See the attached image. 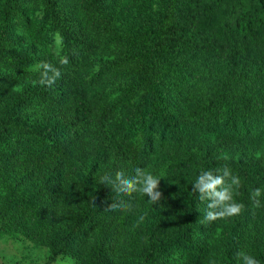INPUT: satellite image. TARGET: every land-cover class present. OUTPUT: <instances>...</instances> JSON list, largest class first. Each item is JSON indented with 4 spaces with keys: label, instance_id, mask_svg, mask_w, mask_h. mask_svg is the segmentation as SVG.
Here are the masks:
<instances>
[{
    "label": "trees",
    "instance_id": "trees-1",
    "mask_svg": "<svg viewBox=\"0 0 264 264\" xmlns=\"http://www.w3.org/2000/svg\"><path fill=\"white\" fill-rule=\"evenodd\" d=\"M191 1L117 55L129 44L115 30L121 0H0L1 234L73 264H238L240 251L264 264V207L250 200L264 189V0ZM29 41L57 42V55L28 53ZM39 63L60 68L53 86L12 88ZM225 164L244 209L205 222L192 184ZM137 167L161 178V201L133 194L131 211L106 210L121 197L100 177Z\"/></svg>",
    "mask_w": 264,
    "mask_h": 264
},
{
    "label": "clouds",
    "instance_id": "clouds-1",
    "mask_svg": "<svg viewBox=\"0 0 264 264\" xmlns=\"http://www.w3.org/2000/svg\"><path fill=\"white\" fill-rule=\"evenodd\" d=\"M67 63V57H63L59 61L61 67ZM30 70L39 73V79L33 83L48 87L53 86L61 76L60 68L49 63H39L32 66ZM223 159L227 160L229 157L224 155ZM160 180L161 178L142 167H137L135 174L131 176L126 175L123 171H116L114 174L105 173L100 177V184L110 188L112 192L121 197L118 200H113L105 209L131 211L133 194L146 196L151 204L157 205L163 195L158 190ZM240 186L239 176L235 175L227 164L214 171L201 170L192 184V192L198 194L200 201H207L204 221L212 222L241 214L244 205L236 200ZM250 200L253 208L264 207V189H253ZM143 219V216L139 217L140 221ZM237 259L238 264H259L258 260L246 251L238 252Z\"/></svg>",
    "mask_w": 264,
    "mask_h": 264
},
{
    "label": "rangeland",
    "instance_id": "rangeland-1",
    "mask_svg": "<svg viewBox=\"0 0 264 264\" xmlns=\"http://www.w3.org/2000/svg\"><path fill=\"white\" fill-rule=\"evenodd\" d=\"M252 0H229L234 2L235 6L248 5ZM180 6V9H186L192 5L191 0H121L118 14L116 17L115 30L117 32H125L128 38V43L123 46L115 45V48L120 51L117 55H121L124 50H134V39L139 38L142 34L147 32L148 39H154V34H158L159 27H155L156 21L164 18L171 12L173 5ZM230 7V5H228ZM228 10V8H227ZM226 10H222L221 15L217 16L215 21L211 24H215L219 31H223L222 18L225 15ZM227 16V15H226ZM225 21V20H224ZM229 25V24H228ZM151 30V28H153ZM229 34L236 41H240L239 27L236 25H229ZM261 37L258 39L257 44L263 41L264 32H260ZM250 46L251 54L255 53L252 49L254 39L244 38ZM25 50L33 55L42 54L56 56L58 52L57 42L52 45L40 44L38 42L29 41ZM135 51V50H134ZM113 55H101L98 57V64L106 62L113 58ZM38 77H29L25 80H19L12 86L15 90H21L24 86L37 81ZM133 240L131 241V244ZM50 251L48 246L44 243L40 245H34L33 242L26 237L23 233H0V264H73V258L69 256H57L55 260L49 261ZM135 261V258L131 260ZM118 263H124L126 260L123 256L118 258Z\"/></svg>",
    "mask_w": 264,
    "mask_h": 264
}]
</instances>
